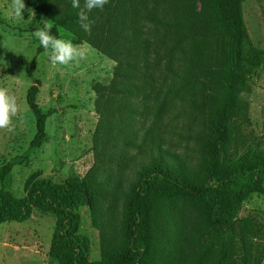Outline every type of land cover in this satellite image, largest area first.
Segmentation results:
<instances>
[{
	"label": "rangeland",
	"instance_id": "obj_1",
	"mask_svg": "<svg viewBox=\"0 0 264 264\" xmlns=\"http://www.w3.org/2000/svg\"><path fill=\"white\" fill-rule=\"evenodd\" d=\"M11 3L12 0H0V87L17 97L19 112L12 118L13 130L0 129V173L7 164L14 165L4 182L0 179V190L20 198L26 195L27 183L33 176L56 184L87 177L94 185L96 199L78 213L79 233L90 241L89 259H122L127 246V200L143 182L149 167L159 164L153 160L160 157L158 151L144 139L151 129L152 112L138 98L132 99L128 108L126 104L122 109L109 105L117 63L91 46L88 39H79L25 0L19 16L10 11ZM166 4L162 0H118L117 17L129 21L127 40L132 41L133 49L154 40L152 17ZM242 9L248 31V39L242 44L243 59L250 67L258 58L263 64L241 81L230 123L229 147L226 157L221 156L225 168L256 163L264 157V0H246ZM43 20L53 24L59 38L71 39L77 45L86 43L87 58L78 64L54 68L43 53L36 55L40 44L32 32L43 26ZM137 31L143 32L141 38ZM237 47V40L225 39L223 66L197 72L202 91L195 94L196 107L189 101L186 113L181 109L172 112L160 128L162 149L186 162L198 182L204 179L207 168L205 139L216 125L223 75L236 71ZM34 58L36 69L29 77ZM36 83V102L48 118L46 139L40 147L32 148L37 127L27 104V93ZM153 129L157 136L156 128ZM227 189L241 204L239 210L228 214V220L236 224L250 222V239L255 246L252 252L264 255V195L257 192L251 179L239 178ZM203 212L202 199L181 195L157 208L150 219L154 229V264H197L207 247L233 255L236 262L226 264H242L241 246L232 243L228 233L219 234L207 227ZM55 222L54 214L37 210L25 223L1 225L0 264H58L50 257Z\"/></svg>",
	"mask_w": 264,
	"mask_h": 264
},
{
	"label": "trees",
	"instance_id": "obj_2",
	"mask_svg": "<svg viewBox=\"0 0 264 264\" xmlns=\"http://www.w3.org/2000/svg\"><path fill=\"white\" fill-rule=\"evenodd\" d=\"M25 1L79 39H88L91 46L117 63L108 103L122 109L125 104V108H128L134 98L141 100V104L153 116L151 129L146 131L144 139L148 145L156 148L160 157L153 158L159 164L149 167L143 182L149 177L148 180L142 182L127 200V246L122 259L114 261L104 257L98 262L89 259L90 241L79 233L81 216L78 213L79 209L92 206L96 199L94 185L87 177L56 184L51 179L33 176L27 183L26 195L20 198L1 189L0 226L5 223H25L37 210L45 214L52 213L56 222L50 257L58 264H154L151 217L164 201L174 196L198 197L204 202L203 218L206 226L214 228L219 234L228 233L231 242L243 249L244 254L239 262L263 264L264 255H254L252 252L255 246L250 239L251 223L236 224L228 220V214L239 210L241 204L227 186L239 178L251 179L257 192L264 195V157L256 163H241L228 168L221 162V156L226 157L229 147L230 123L237 107L241 81L263 64V60L258 58L255 66L250 67L243 59L242 44L248 39L242 9L246 0H162L167 4L152 17L155 38L147 45L142 43L138 50L133 49L132 41L127 40L129 21L117 17L118 0H109L102 11L94 9L88 13L90 20L94 21L89 36L81 29L79 9L72 7L71 0ZM80 2L83 7L84 0ZM51 34L59 38L56 28L52 29ZM137 34L141 38L143 32L137 31ZM226 38L237 40L236 71L223 75L224 89L219 94L216 125L209 129L205 139L207 168L204 179L198 182L191 175L186 162L178 155L162 149L160 128L172 112L181 109L183 114L186 113L189 101L196 107L194 100L198 96L195 94L202 91L197 72L223 66ZM42 53L44 49L40 45L36 55ZM36 64L34 58L28 71L29 77L33 76ZM38 93L39 83L32 85L27 93V104L37 127V133L31 141L32 148L40 147L46 139L48 115L42 112L36 102ZM13 167V163H9L2 169L1 181L4 182ZM141 223H144V227H140ZM232 262H236V259L228 251L214 252L209 247L197 259V264Z\"/></svg>",
	"mask_w": 264,
	"mask_h": 264
},
{
	"label": "clouds",
	"instance_id": "obj_3",
	"mask_svg": "<svg viewBox=\"0 0 264 264\" xmlns=\"http://www.w3.org/2000/svg\"><path fill=\"white\" fill-rule=\"evenodd\" d=\"M72 7L79 9L78 17L80 27L85 32H90L94 21L90 20L88 13L94 9L103 10L109 0H84L81 7L80 0H71ZM25 8L24 0H12L10 11L19 16ZM42 27L36 28L32 36L39 42L44 49L43 55L47 56L51 65L69 66L72 63H79L87 58L88 45L86 43L74 44L71 39L58 38L51 34L53 24L48 20L41 22ZM19 112L17 97L9 93L6 87H0V129L13 130L12 118ZM21 123L23 120L21 119Z\"/></svg>",
	"mask_w": 264,
	"mask_h": 264
}]
</instances>
